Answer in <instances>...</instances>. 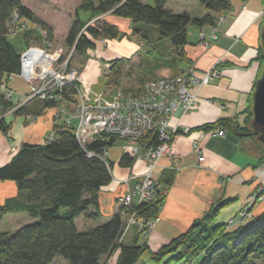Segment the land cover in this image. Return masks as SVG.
Listing matches in <instances>:
<instances>
[{
    "label": "trees",
    "instance_id": "trees-1",
    "mask_svg": "<svg viewBox=\"0 0 264 264\" xmlns=\"http://www.w3.org/2000/svg\"><path fill=\"white\" fill-rule=\"evenodd\" d=\"M196 1L208 11L201 18H193L188 13L176 14L167 7V0H155L154 6L147 5L144 0H98L97 4L93 0H82L78 10L90 13L92 19L111 13L132 24L155 26L160 37L171 42L182 61L186 59L184 48L188 45L189 27L218 26L217 19L232 9L235 0ZM16 17L47 29L49 38L53 40L48 25L36 17L23 0H0V84L8 85L9 79L14 76H20L33 84L35 79L23 67L21 56L24 49L30 46L32 38L35 43L40 42V35L34 29L26 32L23 36L25 47L20 52L10 37V29ZM86 24L76 19L65 39L68 50L75 47L78 55L85 56L95 49L99 39L115 40L122 37L119 27L106 21H101L99 26L86 27ZM259 60L263 68L262 46L259 49ZM123 64L122 59L112 61L113 66L106 83L108 87L116 88L121 84ZM71 67L70 63L69 69ZM64 97L69 103H76L75 87H67ZM12 101L3 98L0 101V132L6 135L12 129V124L7 122L5 116L8 112H12L15 118L38 119L47 110L58 107V104L49 100H34V103L13 110L20 103L15 105ZM246 114L248 120L247 126L242 128L244 132L231 128V121L218 122L212 127L198 130L222 127L238 136L250 133L243 136L257 142L255 145L264 156V144L258 140L252 127V104ZM250 128L252 131L248 130ZM53 131L56 134L54 140L42 145L25 144L8 165L0 167V182H14L24 198L23 203L18 200L10 206L0 205V223L5 216L21 210L38 220L22 226L14 235L0 234V264H53L58 257L67 264H105V258L110 259L116 253L115 264H139L146 253L156 262L169 256V261L186 264H195L198 259V264H264V213L258 218L251 217L247 223L229 231L227 224L218 221L228 202L213 207L187 233L157 252L150 251L140 232H137L133 243L119 244L123 220L118 213L103 225L80 231L76 224L79 217L97 221L102 215L100 195L104 188L112 184V170L115 166L100 156L116 143V139H96L83 148L73 129L57 124ZM153 142L157 143V139ZM134 162L135 159L123 154L118 165L131 168ZM168 177L165 188L171 185L172 174ZM164 200L162 192L154 203L139 208V217L156 219ZM63 208L68 210L65 215L60 214Z\"/></svg>",
    "mask_w": 264,
    "mask_h": 264
},
{
    "label": "crops",
    "instance_id": "crops-1",
    "mask_svg": "<svg viewBox=\"0 0 264 264\" xmlns=\"http://www.w3.org/2000/svg\"><path fill=\"white\" fill-rule=\"evenodd\" d=\"M167 7L176 14L188 13L193 18H201L208 13L196 0H168ZM224 15L227 20L218 27L219 37L209 48L202 47L200 36L201 32L209 36L211 27L195 26H190L188 29V45L184 48L185 61H181L175 51L168 48L165 53L174 55L181 62L179 67L176 59L170 62L163 57L165 53L162 52L161 43H157L158 39L155 43L149 38L144 39L145 35L141 32L140 34L136 32L135 35H140L144 44L140 46L139 42L138 45L130 42L132 37L136 38L130 36L133 26L131 21L123 18L112 20L110 23L124 29L130 36L129 40L115 39L111 42L113 49L92 53L93 56L106 61L122 59L131 68L130 65L134 66L143 48L147 47V54H153L155 49L160 51L161 61L156 65L157 67L144 70L143 73L148 76L143 80L177 75L190 66L195 67L197 72L202 74L215 67L218 59L225 58V62L220 66L221 76L212 79L209 85L196 89L199 108L188 114H184L180 109L170 120L172 126L188 127L193 129L194 133L191 136H176L172 156L165 157L159 162L155 178L163 189L169 174H172V177L171 185L164 189L165 200L156 218V227L147 237V246L151 252L159 251L174 239L187 233L213 207L222 203L229 204L222 209L218 221L227 224L229 231L239 227L230 222L245 209H249L252 218L261 217L264 213V202L254 200L258 190L264 188V156L254 141L229 131L224 137L207 135L201 137L208 131L198 130L207 126L212 127L222 121L241 123L252 104V92L262 70L259 49L261 27L264 22V0H235L232 9ZM44 22L48 24L47 21ZM138 65L141 66V61ZM127 69L123 71V80L132 76V69ZM138 82L136 84L139 85L135 84L129 89H141L144 82L140 80ZM98 83V80L93 81L91 87L95 89ZM24 84L29 88L28 92L23 88ZM8 86L15 92L12 101L15 105L21 103L30 93L29 83L20 76L9 79ZM54 115L52 109L47 110L34 124H28L23 117L15 118L12 114L7 115L6 120L12 124V129L7 135L0 132V167L8 165L23 145L44 144L53 127L62 124V121L54 122ZM194 139L200 142L202 152L198 153L194 148ZM201 155H205L204 163L199 162ZM118 163L112 170L118 178H127L130 174L145 171L143 163H136L133 168H121ZM119 192L121 188L113 183L104 188L100 195L101 217L97 221L79 217L77 222L79 220L84 225L85 223L93 225L91 227L86 225L81 229L87 230L103 225L106 219L107 222L110 221L120 209L116 201V193ZM18 200L24 202L17 185L10 181L0 182V205L10 206ZM27 215L28 213L21 210L7 216L16 218L12 220L16 229H19L24 223L20 218L25 221L24 216ZM136 235V231L130 234L128 245L133 243ZM117 254L111 258L112 260L110 259L111 264H115Z\"/></svg>",
    "mask_w": 264,
    "mask_h": 264
},
{
    "label": "built area",
    "instance_id": "built-area-1",
    "mask_svg": "<svg viewBox=\"0 0 264 264\" xmlns=\"http://www.w3.org/2000/svg\"><path fill=\"white\" fill-rule=\"evenodd\" d=\"M18 18L16 17L13 24ZM221 18L220 16L217 25ZM217 27H211L209 33L211 41L219 37ZM29 31L30 29L27 28L26 32ZM12 35L11 26V38ZM45 35L47 43L45 51L37 47L33 49L28 47L22 52L23 67L35 79V82L29 84L31 92L25 104H20L13 110L30 103L36 97L56 104L74 105L73 113H65L67 109L63 110L65 115L62 124L67 129H73L75 137L83 148L96 139L109 141L115 138L116 142H123L127 149L125 154L135 159L131 168L136 163H143L145 171L130 174L127 178H118L112 171V183L121 188V192L116 193V201L120 205L118 214L125 218L119 244L125 243V238L134 226L139 227L138 231H144L141 235L146 241L148 235L154 230L156 221L155 219H141L138 210L145 204L154 203L157 196L164 193L155 174L159 169L160 160L172 156L175 137L186 136L194 131L188 127L172 126L171 117L180 109L183 113H189L199 108L196 89L209 85L212 79L219 75L218 69L213 67L199 74L195 67L190 66L181 74L146 81L139 90L120 88L110 99L106 93L92 91L90 84L84 81L86 76L69 69L68 61L61 67L62 62H58H60L62 53L48 51L52 44L47 41L48 37ZM67 87H75L76 103H69L64 99V90ZM2 98L6 101H12L14 98V91L6 84H0V101ZM11 113L8 112L5 116ZM35 119V117H28L27 121ZM227 133L226 129L216 128L210 130L208 134L204 132L201 137L206 134L211 137H224ZM55 137V134L50 135L44 143L54 140ZM156 139L157 143H154ZM195 146L197 147L196 143ZM107 151L100 156L105 162L108 161ZM204 160L203 156L199 158L200 162ZM254 200L264 202V188L258 190ZM250 218L249 209H245L230 223L243 225Z\"/></svg>",
    "mask_w": 264,
    "mask_h": 264
},
{
    "label": "rangeland",
    "instance_id": "rangeland-1",
    "mask_svg": "<svg viewBox=\"0 0 264 264\" xmlns=\"http://www.w3.org/2000/svg\"><path fill=\"white\" fill-rule=\"evenodd\" d=\"M93 1L96 4L98 3V0H93ZM146 1H147L146 3H148L147 5H149V6L155 5V0H146ZM23 3L30 11L33 12V14L36 17L48 22L47 25H48L49 29L51 30V32L53 33V40H51L49 38V32L47 29H42L38 25L33 24V22H31V21H27V20L18 18L17 21L12 25L13 35H12L11 41H12L13 45L20 52L24 49L25 46H24L23 36L26 33V29L29 28L30 31H32L34 29V31L36 30L39 33L40 42L35 43L36 42V41H34L35 39L32 38L31 39L32 41L29 42L30 46H28V47H32V49H33V47H37V48L41 49V51H45V45L47 43H46V38L44 37V35H45L44 33H46L47 35H45V36L48 37L47 41H50L52 44L51 48H48V51L49 52L60 51L62 53V57L60 59V62H58V63L62 62L61 67H63L65 65V63H67V61H68L69 62L68 68H69V64L71 63L72 64L71 69L76 70L78 72V74L79 73L82 75L84 74L86 76L84 81H86L88 84H90V87H91V83L93 81H96V80L99 81V83L97 85H95V89L91 87L92 91H94V92L106 93V95L111 99L112 96L116 93V91L118 89H120V88L121 89H123V88L129 89L130 87H134L135 84L138 82V80L143 81L145 83L146 80L147 81L159 80L161 78L174 76V75L164 76V77H158L157 79H144L143 80V78L148 76V75H145V73H143L144 70L146 71L148 69H152V68L157 67L156 65L162 59L160 51L155 49V52L153 54H147V52H146L147 47H145L139 52L140 54L138 55V58L136 59L135 64H133L134 66H132V64H131L130 65L131 68H130L128 64H126V63L123 64V71H125L127 68L129 70L132 69V76L129 79L127 78L125 80H123V78H124L123 77L121 80V84L116 88L115 87H108L106 83H107V77L110 75L111 68L113 66L112 61L103 60L100 57L93 56L92 53H94V52L97 53L100 50L107 51L109 49L110 50L113 49L112 48L113 43H111V42L114 40L113 39H103V40L99 39L96 42L95 49L89 51L87 53V55L81 56V55H78L77 53H75V47L68 50V48L65 46V39H66L67 33L69 32L71 26L73 25V23L78 18L84 22H87L86 27H89V26H99L100 25L99 23L101 21H106V22L110 23L112 20H114V21L118 20L119 17H116L110 13V14H106V15L101 16V17H96V18L93 17V19H92L90 13L78 10V8L80 7V5L82 3V0H23ZM77 13H78V16H77ZM221 17L222 18L219 20L220 23H219L218 27L227 20V17L225 15H221ZM217 21H218V19H217ZM132 26L136 29L138 34H140L139 32H141L142 34L145 35V37H143L144 39L149 38L151 41L152 40L155 41L156 39H158L157 43H161V47L163 50L162 52L165 53L168 50V48L174 50V48L172 47V44L169 40H164L160 37V34H159L157 27L147 25L144 23L132 24ZM263 26H264V22H263V25L261 27V31H262ZM133 27L131 29L130 36L131 35L135 36L137 39L132 37L130 39V42H133L136 45H138L137 43L139 42L140 46H142L144 44L143 38H141L140 35H138V34L135 35L136 31ZM218 27H217V31L219 32ZM210 29H212V28H210ZM120 32L122 33V37L118 38L117 40H119V41L124 40L125 41V39H128L130 37L124 29H120ZM217 39L218 38L211 41L209 36L204 34V32H201V36H200L201 43L200 44L202 45L203 48L207 49ZM155 43H156V41H155ZM26 49L27 48H25L24 51ZM163 57L170 60V62L172 60L176 59L177 66L178 67L181 66V62H179L177 60V58H175L174 55H172V54L168 55L167 53H165V56H163ZM185 58H186V55H185ZM185 60H182V61H185ZM139 61H141V66L138 65ZM218 61H219V64H216L217 66H215V67L218 69V72H219V75L217 77H220L221 76L220 75L221 74L220 73V66H222L223 63L225 62V58L218 59ZM218 61H217V63H218ZM58 63L56 64V67L58 66ZM106 70H108V71L106 72ZM181 73H179V74H181ZM217 77H215V78H217ZM136 79H138V80H136ZM135 80L137 82H135ZM131 83H133V84H131ZM144 83L142 84V86L144 85ZM136 85H139V84H136ZM23 88L25 90H27V92H28L29 88L27 86H25V84H24ZM132 90H134V89H132ZM30 92H31V87H30ZM14 94H15V92H14ZM29 96H30V93L26 97H24L23 101L20 104H25V102L27 101ZM251 98H252V96H251ZM34 100H41V99L39 97H36ZM34 100H32L31 102H33ZM30 103H28V104H30ZM74 107H75L74 105H68L67 106L65 104L62 105V103H59L58 107L56 109H52L55 113L54 122L57 123V122L63 121L64 120L63 117H64L65 113H68V112L73 113ZM66 109H67V111H65V113H64L63 110H66ZM61 110L63 112H61ZM189 113H191V112H189ZM184 114H188V113H184ZM247 120L248 119H247V115H246V117L243 119V121L241 123L240 122L232 123L231 128L238 130V132H242V131L244 132V130L242 128H245L247 126V123H246ZM36 121H37V119H35L34 121L29 120L27 122H28V124H34ZM53 129H54V127H53ZM53 129H52L50 135L55 134ZM210 130H213V129H210ZM210 130H208L207 134L209 133ZM248 130L252 131L251 128ZM193 133H194V131L191 132L189 135H186V136H191ZM243 135H250V133L249 134L244 133ZM193 143H194V148L196 149V151L198 153L203 151V149L199 145L200 142L197 139H194ZM195 143L197 144L198 148L195 146ZM255 143H257V142H255ZM124 146L125 145L123 144V142L118 141L112 147L108 148L107 159L114 166L119 162V159L121 158V156L127 152V149H125ZM201 156H203L205 158V155H201ZM200 163H204V162H200ZM67 211H68L67 208H63V209H61L60 214L65 215V213ZM24 217H26L25 221H23V219L20 218V220H22V222H24L23 226L29 225V224H32V223H35L38 221L37 219L30 218L29 215L24 216ZM12 219H16V218H8V216H6L2 220V222L0 223V234H3V233H9L12 235L16 234V232L19 229L18 228L16 229V227H15L16 225L14 224V220H12ZM122 220L125 221V218L122 217ZM155 221H156V219H155ZM105 222H107V219L105 220ZM76 224H77V227L80 229V231H84L81 228L86 227V225L89 227L93 226V225L88 224V223H85V225H84L83 222H79V220H78V222L76 220ZM138 230H139L138 226H136V227L134 226L131 229V231L128 233L127 237L125 238L126 244L129 242L130 234L133 231L140 232L142 235L144 234V231H138ZM169 258L170 257L168 256V257L164 258L162 261L156 262L155 260H153L151 258V255L149 253H146L142 257V259L140 260L139 264H186L184 262H177L175 260L169 261ZM110 259L105 258V264H111ZM199 261H200V259H198L195 264H198ZM60 263L61 264H67V262L65 260H63L62 258H59V257L53 262V264H60Z\"/></svg>",
    "mask_w": 264,
    "mask_h": 264
},
{
    "label": "water",
    "instance_id": "water-1",
    "mask_svg": "<svg viewBox=\"0 0 264 264\" xmlns=\"http://www.w3.org/2000/svg\"><path fill=\"white\" fill-rule=\"evenodd\" d=\"M261 46L264 54V26L261 31ZM252 127L258 140L264 144V66L252 92Z\"/></svg>",
    "mask_w": 264,
    "mask_h": 264
}]
</instances>
